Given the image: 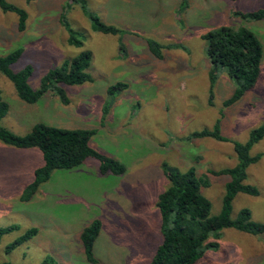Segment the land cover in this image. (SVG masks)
I'll list each match as a JSON object with an SVG mask.
<instances>
[{
  "label": "rangeland",
  "instance_id": "obj_1",
  "mask_svg": "<svg viewBox=\"0 0 264 264\" xmlns=\"http://www.w3.org/2000/svg\"><path fill=\"white\" fill-rule=\"evenodd\" d=\"M7 1L28 12L27 27L20 30L18 14L0 6V55L23 48L13 70L32 65L29 83L37 89L49 70L90 50L94 81L61 84L68 105L53 92L32 104L0 73L2 98L9 103L2 125L19 135L38 122L97 128L91 146L120 160L127 170L102 175L94 159L73 169H56L31 200L22 201L35 169L44 163L42 151L0 140V229L17 226L0 239V263L42 264L54 257L58 264H150L161 241L158 195L169 185L163 162L183 171L195 166L199 177L208 175L210 184L202 191L212 202V214L221 211L229 177L211 171L234 166L233 141L245 142L264 123V61L256 86L229 105L225 102L236 84L220 71L210 103L211 62L202 35L222 25L246 26L264 44V18L233 14L264 8V0H85L102 21L120 28L116 35L96 31L80 4L73 3L66 14L83 41L80 47L68 43L60 18L68 0ZM148 37L172 47L163 49V58L156 57L148 49ZM219 119L230 140L189 139ZM251 154L262 156L248 167L245 182L260 193L237 194L232 217L248 208L253 220L264 222V138ZM94 219L103 225L95 242L97 263L87 260L81 240ZM32 227L38 233L7 252V245ZM218 242L219 248L206 250L196 264H264V233L227 228Z\"/></svg>",
  "mask_w": 264,
  "mask_h": 264
},
{
  "label": "trees",
  "instance_id": "obj_2",
  "mask_svg": "<svg viewBox=\"0 0 264 264\" xmlns=\"http://www.w3.org/2000/svg\"><path fill=\"white\" fill-rule=\"evenodd\" d=\"M33 0H27L31 2ZM80 4L84 14L91 21L96 31L105 34H119L120 28L114 24H107L100 16L92 12L85 0H68L61 13V21L68 30V43L80 47L83 41L69 22L66 12L71 4ZM4 11L16 12L19 16V28L25 30L28 21V12L7 0H0ZM235 16L248 20H261L264 18V8L244 12L234 11ZM206 41V54L211 62L209 72L210 103L214 98V85L220 71H225L235 82L233 95L225 104L229 105L239 100L247 90L258 83L262 74L264 61V44L259 35L251 28L242 26L235 28L222 25L211 29L202 35ZM148 49L159 58H163L164 44L153 38H145ZM121 45L122 44V41ZM181 45L175 44V47ZM23 53L19 47L6 55H0V73L5 74L14 84L18 96L28 102L37 103L49 92L57 95L62 103L70 104V98L61 84L76 85L93 82L94 77L89 71L92 62V52L84 50L66 60L62 65L52 68L42 78L39 88L34 89L29 83L33 72L32 65L15 71L12 65L16 63ZM108 105L102 115L104 122L108 114ZM9 111V103L2 98L0 91V140L17 148L37 147L42 151L44 163L34 171L33 180L25 187L21 199L29 201L36 194L39 187L48 181L56 169H73L83 165L90 159L99 164L102 175L109 173L123 175L126 166L120 160L103 154L91 146V138L97 133V128L69 129L57 127L45 122L34 124L31 130L19 135L3 126L1 121ZM211 137L220 141L230 138L223 134L220 119L213 128H204L193 132L191 138ZM264 138V123L251 130L245 142L233 141L236 153V163L232 167L212 170L211 173L228 175L221 211L212 214V202L202 191V186L210 184V177H199L195 166L187 170L162 163V170L169 181V185L158 195L157 208L160 212L161 241L158 244L150 264H196L206 250L219 248L222 231L235 228L250 234H263L264 222L253 220L248 208L242 209L236 218L232 217L233 201L240 192L258 195L259 189L246 183L248 167L257 162L262 155H252L251 150L255 144ZM102 221L94 219L81 233V240L86 258L91 263H97L95 242L102 231ZM17 228L16 225L1 228L0 239L3 234ZM38 233V228L32 227L23 235L7 245V252L30 240ZM0 264H11L8 261ZM42 264H58L54 257L46 258Z\"/></svg>",
  "mask_w": 264,
  "mask_h": 264
}]
</instances>
